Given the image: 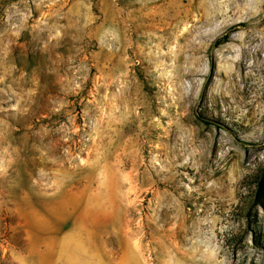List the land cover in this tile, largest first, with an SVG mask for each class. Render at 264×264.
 Returning <instances> with one entry per match:
<instances>
[{
    "label": "rangeland",
    "instance_id": "1",
    "mask_svg": "<svg viewBox=\"0 0 264 264\" xmlns=\"http://www.w3.org/2000/svg\"><path fill=\"white\" fill-rule=\"evenodd\" d=\"M264 0H0V264H264Z\"/></svg>",
    "mask_w": 264,
    "mask_h": 264
},
{
    "label": "trees",
    "instance_id": "2",
    "mask_svg": "<svg viewBox=\"0 0 264 264\" xmlns=\"http://www.w3.org/2000/svg\"><path fill=\"white\" fill-rule=\"evenodd\" d=\"M259 188L264 189V171H262L259 179H258ZM260 205L264 208V200L259 201Z\"/></svg>",
    "mask_w": 264,
    "mask_h": 264
}]
</instances>
